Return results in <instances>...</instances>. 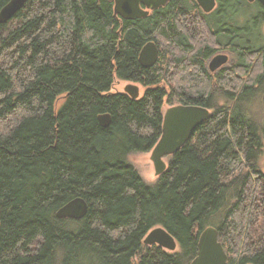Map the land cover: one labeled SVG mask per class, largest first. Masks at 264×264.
Returning <instances> with one entry per match:
<instances>
[{
  "label": "trees",
  "instance_id": "16d2710c",
  "mask_svg": "<svg viewBox=\"0 0 264 264\" xmlns=\"http://www.w3.org/2000/svg\"><path fill=\"white\" fill-rule=\"evenodd\" d=\"M150 42L163 51L146 69ZM222 49L235 63L212 72ZM116 80L144 96L113 92ZM165 101L213 113L148 185L129 156L159 142ZM262 110L259 2L217 0L206 14L171 0L125 20L108 0H28L0 22V264H191L208 228L227 264H264ZM78 198L86 217L59 219ZM156 228L180 251L146 246Z\"/></svg>",
  "mask_w": 264,
  "mask_h": 264
},
{
  "label": "water",
  "instance_id": "95a60500",
  "mask_svg": "<svg viewBox=\"0 0 264 264\" xmlns=\"http://www.w3.org/2000/svg\"><path fill=\"white\" fill-rule=\"evenodd\" d=\"M28 0H12L0 12V22L5 24L12 20L26 5ZM114 3V12L125 20L146 18L151 12L166 7L171 0H108ZM259 2L264 7V0H248ZM204 13H211L217 6V0H196ZM159 49L154 42L148 43L140 54V64L143 68L154 67L159 60ZM229 62L227 55H218L210 63V70L215 72ZM125 94L131 99L140 97L139 87L129 84ZM212 117L211 110L199 106H175L164 115L162 136L152 150L151 160L155 173L162 176L168 169L166 158H171L191 140L193 133ZM100 124L107 128L111 124L110 115L99 117ZM264 174V170H263ZM89 207L84 199L78 198L57 213L59 219L82 220L88 214ZM146 246H158L170 253L176 252L178 242L164 229L156 228L149 232L144 240ZM228 253L219 238L215 228L206 229L200 236L198 255L191 264H227Z\"/></svg>",
  "mask_w": 264,
  "mask_h": 264
},
{
  "label": "rangeland",
  "instance_id": "374dc122",
  "mask_svg": "<svg viewBox=\"0 0 264 264\" xmlns=\"http://www.w3.org/2000/svg\"><path fill=\"white\" fill-rule=\"evenodd\" d=\"M204 35H207V34H204ZM160 51L161 52L163 51V49L161 48V46H160ZM221 53L222 54H225V55H227L229 57V62L226 65V67H230V66H232L235 63V55L232 54L229 50H225V49L218 50V52L213 56V58L216 55L221 54ZM213 58H211L207 62L208 67H209V64H210V62L212 61ZM129 84H133V85H136V86L139 87V90H140V97L139 98H142L144 96L146 89L142 85L136 84V83L118 81V80H116V82L114 84L113 92L125 94V89H126V87ZM175 106H179V104L176 101H174V103H168L167 101H165V103L163 105V108H162L163 115L166 114V112H167L168 109H170L172 107H175ZM263 112L264 111L262 110L261 113H263ZM151 156H152V151H150L148 153H134V154H131L129 156V163L137 170V172L140 175V177L148 185H154L158 181V179H159V177L155 173V169H154L153 162L151 160ZM170 159L171 158H166L165 159V162L168 165H169ZM261 167H262V170H264V156H263V158L261 160ZM179 251H180V247L178 245V248L176 250V253L179 252ZM166 252H169V251H166ZM230 256H236V254H232Z\"/></svg>",
  "mask_w": 264,
  "mask_h": 264
},
{
  "label": "flooded vegetation",
  "instance_id": "af4514ba",
  "mask_svg": "<svg viewBox=\"0 0 264 264\" xmlns=\"http://www.w3.org/2000/svg\"><path fill=\"white\" fill-rule=\"evenodd\" d=\"M157 47H158V45H157ZM158 49H159V47H158ZM159 51H160V49H159ZM218 55H224V54L221 53V54H218ZM218 55H216V56H218ZM159 56H160V53H159ZM216 56H215V57H216ZM215 57H214V58H215ZM214 58H213V59H214ZM213 59H212V60H213ZM210 63H211V62H210ZM209 70H210V64H209ZM210 71H211V70H210ZM139 99H141V98H139Z\"/></svg>",
  "mask_w": 264,
  "mask_h": 264
}]
</instances>
